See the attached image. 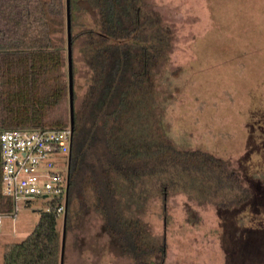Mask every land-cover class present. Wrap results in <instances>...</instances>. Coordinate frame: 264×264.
Instances as JSON below:
<instances>
[{
	"label": "trees",
	"instance_id": "obj_1",
	"mask_svg": "<svg viewBox=\"0 0 264 264\" xmlns=\"http://www.w3.org/2000/svg\"><path fill=\"white\" fill-rule=\"evenodd\" d=\"M79 1L69 0L72 75L79 60L86 84L77 96L73 76L65 228L70 214L79 221L90 209L136 264H163L175 240L166 224L161 237L150 231V199L161 197L165 222L167 196L185 194L198 207L185 208L191 221L207 214L201 206L233 213L253 194L261 204L264 184H246L225 159L177 146L169 136L158 72L173 30L148 0H84L88 8ZM78 10L90 13L74 30ZM66 42L65 0H0V131L66 123ZM10 201L0 181V211ZM57 217L41 211L27 236L5 250L4 264H59Z\"/></svg>",
	"mask_w": 264,
	"mask_h": 264
},
{
	"label": "rangeland",
	"instance_id": "obj_2",
	"mask_svg": "<svg viewBox=\"0 0 264 264\" xmlns=\"http://www.w3.org/2000/svg\"><path fill=\"white\" fill-rule=\"evenodd\" d=\"M148 2L173 30L170 53L158 72L169 136L177 146L225 159L241 172L246 184H264V0ZM78 3L88 8L84 0ZM76 12L74 30L90 13ZM75 63L74 90L80 96L86 68L79 60ZM60 111L65 126L69 124L66 98ZM259 201L253 194L249 204L223 214L201 206L207 214L187 221L186 209L197 211L198 207L185 194L174 193L167 196V219L163 222L161 197L156 195L147 205L145 219L156 237H161L166 224L170 241L175 240L163 264H264V199L261 204ZM49 206L50 199L45 197L16 202L15 216H5L0 224V264H4L5 250L22 241ZM1 212H14L12 199L9 209ZM57 220L62 233L63 213ZM76 221L70 214L65 228L66 262L73 230H103L100 217L90 209L81 212L78 227ZM106 247L120 252L115 240ZM130 264H136L132 257Z\"/></svg>",
	"mask_w": 264,
	"mask_h": 264
},
{
	"label": "built area",
	"instance_id": "obj_3",
	"mask_svg": "<svg viewBox=\"0 0 264 264\" xmlns=\"http://www.w3.org/2000/svg\"><path fill=\"white\" fill-rule=\"evenodd\" d=\"M72 140L69 124L60 127H16L0 131L1 192L14 202L49 198L56 214L66 209L68 152ZM65 160H67L65 166Z\"/></svg>",
	"mask_w": 264,
	"mask_h": 264
},
{
	"label": "crops",
	"instance_id": "obj_4",
	"mask_svg": "<svg viewBox=\"0 0 264 264\" xmlns=\"http://www.w3.org/2000/svg\"><path fill=\"white\" fill-rule=\"evenodd\" d=\"M76 226H79V221L76 223ZM100 231H103L102 235L99 234L101 233ZM72 232L71 236L69 233L71 238V253L67 262L63 256V264H75V262L82 264H100V259H104V261L101 260L104 262L103 264H118L120 261L131 263V257H128L126 253L117 251V254L116 251L114 252L106 247L111 238L104 229L100 230L96 228L94 231H84L81 228H76Z\"/></svg>",
	"mask_w": 264,
	"mask_h": 264
},
{
	"label": "water",
	"instance_id": "obj_5",
	"mask_svg": "<svg viewBox=\"0 0 264 264\" xmlns=\"http://www.w3.org/2000/svg\"><path fill=\"white\" fill-rule=\"evenodd\" d=\"M65 10H66V38H67L66 48H67V77H68V112H69V124L71 127L72 115H73V75H72V48H71V33H70L69 0H65ZM67 191H68V183L66 187V194ZM65 218H66V209L63 212L59 264H63L64 246H65Z\"/></svg>",
	"mask_w": 264,
	"mask_h": 264
}]
</instances>
